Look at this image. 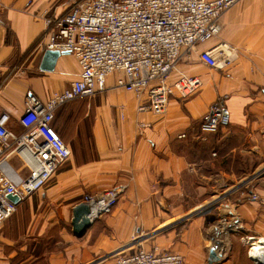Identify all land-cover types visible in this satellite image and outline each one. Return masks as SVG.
I'll return each instance as SVG.
<instances>
[{
    "label": "crops",
    "instance_id": "crops-1",
    "mask_svg": "<svg viewBox=\"0 0 264 264\" xmlns=\"http://www.w3.org/2000/svg\"><path fill=\"white\" fill-rule=\"evenodd\" d=\"M75 1L0 0V114L10 115L16 133L24 130L20 118L29 92L46 101L81 73L71 53L43 70L47 49L38 46L46 20ZM220 24L219 36L179 60L183 71L201 78V88L188 98L173 95L164 114L139 112L146 98L116 87L124 76L119 71L107 76L106 90L58 108L53 126L71 156L0 224V264H115L132 251L127 247L136 233L147 236L149 250L179 252L184 264H209L220 235L216 224L228 214L241 223L240 241L212 264H252L242 236L264 239V215L248 198L250 190L264 195V0H240ZM220 42L235 49L223 69L200 59ZM177 77L173 73L170 81ZM219 102L229 109V124L203 131V116ZM0 171L17 183L29 174L14 156ZM122 184L127 189L112 212L77 234L74 209L84 195Z\"/></svg>",
    "mask_w": 264,
    "mask_h": 264
},
{
    "label": "built area",
    "instance_id": "built-area-1",
    "mask_svg": "<svg viewBox=\"0 0 264 264\" xmlns=\"http://www.w3.org/2000/svg\"><path fill=\"white\" fill-rule=\"evenodd\" d=\"M239 1L76 0L64 14L47 19L38 46L74 54L81 73L69 88L55 92L46 101L32 92L26 95L20 118L23 132L10 128L8 113L0 114V166L15 156L29 170L18 183L0 171V224L17 211L21 200L46 187L71 156L69 145L53 126L61 105L106 90L107 76L119 71L124 76L117 78L116 87L132 92L140 100L146 98L139 103V112L164 114L173 95L188 98L202 86L199 76L179 67L182 53L219 36L223 13ZM234 57V47L225 42L200 53L204 63L220 69L230 65ZM173 73L178 77L171 82ZM229 122V109L219 102L203 116L201 127L215 132ZM261 123L264 130V115ZM126 189L127 185L122 184L85 194L83 202L89 206L90 221L111 213ZM10 194L18 195L19 202L11 200ZM248 198L259 203L264 215V195L250 190ZM254 239L261 238H247ZM216 252L220 258L226 256L224 247ZM184 263L185 257L179 252L149 250L139 244L115 262Z\"/></svg>",
    "mask_w": 264,
    "mask_h": 264
},
{
    "label": "rangeland",
    "instance_id": "rangeland-1",
    "mask_svg": "<svg viewBox=\"0 0 264 264\" xmlns=\"http://www.w3.org/2000/svg\"><path fill=\"white\" fill-rule=\"evenodd\" d=\"M15 157V156H14ZM18 158V157H17ZM19 159V158H18ZM20 160V159H19ZM20 162H21V160H20ZM121 197V196H120ZM210 205L211 204H209V205H206L205 207H202V208H200V209H204L202 212H205L207 209H208V207H210ZM116 206V205H115ZM199 209V210H200ZM196 212V211H195ZM222 212V211H221ZM228 221H226V222H229L230 220H232V219H234V216H231L230 214H228ZM236 219V218H235ZM95 221V220H94ZM222 221H221V219H219V221L217 222V224H216V226L219 228V231H220V235H219V239H223V242L221 241V242H218L219 243V245L221 246V247H223L224 246V250L226 249V256H229L230 254H231V249H232V245L233 244H237V243H239L237 240L239 239V236H240V232H241V223L238 221V223H237V221H234V220H232L231 221V223L229 222V223H227V224H225V225H223V223L222 224H220ZM144 236H146V235H139L138 233H136L135 234V236L129 241V247H127V248H129V249H134V248H136V246L139 244L140 246H142V247H144V248H146V249H148L147 248V246H145L146 245V241H147V239H146V237H144ZM243 237V240L245 241V246L247 247V249H246V251H247V253L248 254H250V252H251V244H252V242H255V241H257V240H247V238L248 237H251V235H245V236H242ZM241 237V238H242ZM252 237H255V236H252ZM246 239V240H245ZM139 241V242H138ZM239 241H240V239H239ZM215 244V243H214ZM131 245V246H130ZM260 244L258 243V241L256 242V243H254V247L256 248V247H258ZM216 246H218L217 245V243H216ZM215 246V247H216ZM255 248L252 250L253 251V255H255V252H254V250H255ZM124 249H126V248H124ZM121 250H119V251H116L114 254H117V253H119ZM237 253L239 254V255H237V258L239 259V260H241L242 258H241V253H242V251L239 249L238 251H237ZM113 254V255H114ZM240 257V258H239ZM251 261H252V264H256L257 262H256V260L255 259H253L252 257H251Z\"/></svg>",
    "mask_w": 264,
    "mask_h": 264
},
{
    "label": "water",
    "instance_id": "water-1",
    "mask_svg": "<svg viewBox=\"0 0 264 264\" xmlns=\"http://www.w3.org/2000/svg\"><path fill=\"white\" fill-rule=\"evenodd\" d=\"M61 55V52L58 50H50L47 49L45 51L43 61L41 68L43 70H53L54 66L56 64V61L58 57ZM10 199L19 202L20 198L18 195L15 194H10L9 195ZM204 209H200L196 211L195 213H201ZM90 209L89 206L82 202L78 204L75 209H74V217H73V229L77 234H83L88 228H90L93 224V222L90 221L88 217ZM220 257L217 254L215 249H212L210 252V259H209V264H212L215 261H219Z\"/></svg>",
    "mask_w": 264,
    "mask_h": 264
},
{
    "label": "bare ground",
    "instance_id": "bare-ground-1",
    "mask_svg": "<svg viewBox=\"0 0 264 264\" xmlns=\"http://www.w3.org/2000/svg\"><path fill=\"white\" fill-rule=\"evenodd\" d=\"M225 224H227V222H223V225H225ZM223 242V239H217L216 240V243H217V245L218 246H216V244H215V246L217 247V250L219 251L220 249H222L223 247H221L219 244H218V242ZM258 241V243L260 244L258 247H254V243H256ZM257 241H255V242H252V244H253V248H252V250L255 248V250H254V252H255V255H253V251L251 250V252H250V256L253 258V259H255L256 260V262L258 263V264H264V239H260V240H257Z\"/></svg>",
    "mask_w": 264,
    "mask_h": 264
},
{
    "label": "trees",
    "instance_id": "trees-1",
    "mask_svg": "<svg viewBox=\"0 0 264 264\" xmlns=\"http://www.w3.org/2000/svg\"><path fill=\"white\" fill-rule=\"evenodd\" d=\"M201 123H202V121H201Z\"/></svg>",
    "mask_w": 264,
    "mask_h": 264
}]
</instances>
